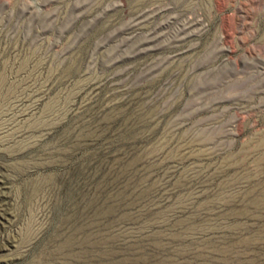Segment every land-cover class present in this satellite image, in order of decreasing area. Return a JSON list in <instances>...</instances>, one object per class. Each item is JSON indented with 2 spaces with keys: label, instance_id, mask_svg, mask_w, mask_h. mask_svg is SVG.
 Returning <instances> with one entry per match:
<instances>
[{
  "label": "rangeland",
  "instance_id": "rangeland-1",
  "mask_svg": "<svg viewBox=\"0 0 264 264\" xmlns=\"http://www.w3.org/2000/svg\"><path fill=\"white\" fill-rule=\"evenodd\" d=\"M0 264H264V0H0Z\"/></svg>",
  "mask_w": 264,
  "mask_h": 264
}]
</instances>
